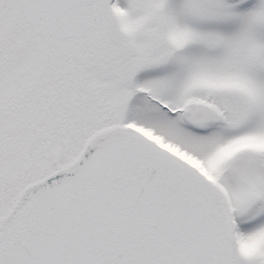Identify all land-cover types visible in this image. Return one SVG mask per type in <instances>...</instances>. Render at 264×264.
I'll list each match as a JSON object with an SVG mask.
<instances>
[{"label": "snow or ice", "instance_id": "1", "mask_svg": "<svg viewBox=\"0 0 264 264\" xmlns=\"http://www.w3.org/2000/svg\"><path fill=\"white\" fill-rule=\"evenodd\" d=\"M0 264H264V0H0Z\"/></svg>", "mask_w": 264, "mask_h": 264}]
</instances>
